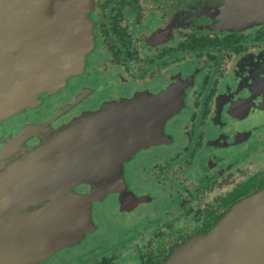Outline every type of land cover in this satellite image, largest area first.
Instances as JSON below:
<instances>
[{
  "label": "flooded vegetation",
  "instance_id": "1",
  "mask_svg": "<svg viewBox=\"0 0 264 264\" xmlns=\"http://www.w3.org/2000/svg\"><path fill=\"white\" fill-rule=\"evenodd\" d=\"M91 5L93 47L79 72L0 120V167L25 164L18 156L38 146L44 131L107 104L129 105L142 143L123 164L125 186L92 202L95 227L81 245L40 264H162L171 249L264 188V0ZM35 126L40 134H26ZM32 177L35 196L59 203L37 182L41 175ZM90 191L71 187L79 196ZM69 194L68 185L64 209L73 205ZM43 201L19 207L34 213Z\"/></svg>",
  "mask_w": 264,
  "mask_h": 264
},
{
  "label": "water",
  "instance_id": "2",
  "mask_svg": "<svg viewBox=\"0 0 264 264\" xmlns=\"http://www.w3.org/2000/svg\"><path fill=\"white\" fill-rule=\"evenodd\" d=\"M85 1L0 0V120L31 105L47 88L60 89L68 76L79 72L87 53L81 50L88 36ZM136 126L129 105L107 104L21 153L19 158L26 161L16 170L0 169V264H7L9 250L16 249L15 237L27 236L45 216V209L15 210L21 193L26 198L34 194L32 176L41 175L37 182L58 200L54 215L64 212L68 185L97 172L107 171L103 183L115 189L111 170L137 147ZM117 135L126 145H113ZM121 149L124 153L116 160L112 155ZM68 196L74 197L72 192ZM162 264H264V188L232 204L209 231L171 249Z\"/></svg>",
  "mask_w": 264,
  "mask_h": 264
},
{
  "label": "rangeland",
  "instance_id": "3",
  "mask_svg": "<svg viewBox=\"0 0 264 264\" xmlns=\"http://www.w3.org/2000/svg\"><path fill=\"white\" fill-rule=\"evenodd\" d=\"M91 4H92V0L85 1V19H86L88 36H87V40L84 41L83 47L81 48V50H87V53L85 54V56L91 51L93 47L92 25L88 18L89 10L92 7ZM68 77L65 79V82L67 81ZM48 89L49 88H47L41 94H44V93L52 94L58 90V88L57 89L55 88L54 90L52 88H50L49 90ZM41 94H39L35 98V101H33L31 105L25 108L34 107L36 103L38 102L39 96ZM39 128L40 126L28 128L27 129L28 132L26 134L32 133V132H39V131L41 132L42 129L41 128L39 129ZM43 133L45 134L39 137L40 138L39 145L34 148L32 147L28 149V151L39 147L45 140H48L51 137L50 132L47 133L44 131ZM129 139H130L129 141L132 140L131 137ZM119 140L121 141V143H118ZM122 140H123L122 136L120 135L115 136V141L117 143H114L113 145L125 144L124 142H122ZM134 141H138V143H140L142 142V137L140 136L137 139H134ZM136 150H137V147L127 155L126 159H125V155L121 156L122 161L116 164L114 168L111 170L115 173L114 177H116L115 181H117L116 187L125 186L123 176H122L123 175V164L127 161V158L129 159V157L131 156L133 152L134 153L136 152ZM24 151L23 153L28 152L25 149ZM2 152L3 150L0 153ZM120 153H124V149H121L120 151H116L115 154L112 155V157L116 158L117 160L119 158ZM1 158H4V156H2ZM5 168L7 167H0L1 171L4 170ZM97 174L100 175V178L98 177L97 179H94L96 178L95 176ZM106 174H107V171L104 175L101 174V172L100 173L97 172L93 176H88L87 178L81 181H78L77 183L72 184L69 187L70 192H71L72 186L77 187L80 185H87V186L89 185L91 187V191L88 193L86 197L82 195L79 196L77 194H73L74 195L73 198L72 197L68 198V200L73 205L70 206V208L65 207L64 212L62 214L54 215V213L58 211L57 210L58 203H55L53 206H51L49 202L43 201V199L46 200L47 197L44 195L41 196V193H37L38 196H35L36 194H32L30 195V197H27V198H26L27 196L26 193H21L22 198L17 199L19 201L16 202V205L18 206L15 207V210L17 212H25V209H22V208L20 209L19 206H21V203L22 202L24 203L26 200L35 201V203H38L36 201H43L42 202L43 204H40L41 206L38 207L37 210L42 211L45 209V216L42 217V219L40 220V223H38L35 229H33L27 236L15 237L16 239H18L16 242L17 247L16 249L14 248L13 250H9L10 254L8 255L9 258L7 259L6 263L7 264H40V262L43 261L44 259L51 258L53 255H55L57 252L63 249L81 245L87 231H89V228L95 227L92 217H91L92 202L101 200L102 199L100 198L101 196L104 197L105 195H108L113 190V189H110L109 187L106 188L105 183H103L102 179L104 177H107ZM25 207H27V205H25ZM46 209L48 211H46ZM57 259L61 260L64 258L63 256H59Z\"/></svg>",
  "mask_w": 264,
  "mask_h": 264
}]
</instances>
